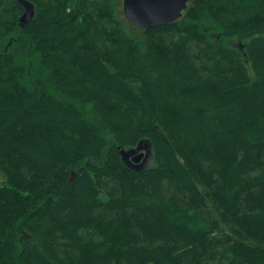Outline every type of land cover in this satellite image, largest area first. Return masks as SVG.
<instances>
[{"label":"trees","instance_id":"1","mask_svg":"<svg viewBox=\"0 0 264 264\" xmlns=\"http://www.w3.org/2000/svg\"><path fill=\"white\" fill-rule=\"evenodd\" d=\"M29 1L0 0V264H264V0L145 30Z\"/></svg>","mask_w":264,"mask_h":264},{"label":"water","instance_id":"2","mask_svg":"<svg viewBox=\"0 0 264 264\" xmlns=\"http://www.w3.org/2000/svg\"><path fill=\"white\" fill-rule=\"evenodd\" d=\"M23 11L19 17V25L28 23L35 14V7L29 0H16ZM188 0H122V10L126 20L135 28L148 29L166 25L181 17L187 7ZM238 48L243 49L241 43ZM122 163L130 169L138 171L150 157V144L140 141L131 148L119 149Z\"/></svg>","mask_w":264,"mask_h":264},{"label":"rangeland","instance_id":"3","mask_svg":"<svg viewBox=\"0 0 264 264\" xmlns=\"http://www.w3.org/2000/svg\"><path fill=\"white\" fill-rule=\"evenodd\" d=\"M116 9L118 11V14H119V19L121 20V22L124 23V21L126 20L124 14H123V10H122V0H117V3H116ZM127 29L129 31H131L132 33L134 32L133 29L131 27H127ZM232 44H237L239 42H236L235 40H231ZM149 164V159L147 162L144 163V166L148 165ZM3 181V176L2 174L0 173V184L1 182Z\"/></svg>","mask_w":264,"mask_h":264},{"label":"flooded vegetation","instance_id":"4","mask_svg":"<svg viewBox=\"0 0 264 264\" xmlns=\"http://www.w3.org/2000/svg\"><path fill=\"white\" fill-rule=\"evenodd\" d=\"M147 161H148V158H147V160H146L145 162H147ZM145 162H144V163H145Z\"/></svg>","mask_w":264,"mask_h":264}]
</instances>
